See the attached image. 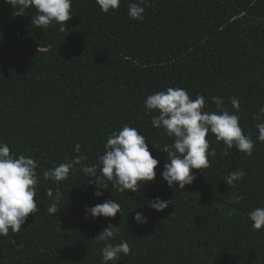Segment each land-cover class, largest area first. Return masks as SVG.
Instances as JSON below:
<instances>
[{"label": "trees", "instance_id": "trees-1", "mask_svg": "<svg viewBox=\"0 0 264 264\" xmlns=\"http://www.w3.org/2000/svg\"><path fill=\"white\" fill-rule=\"evenodd\" d=\"M132 2L104 13L96 0H72L61 31L56 23L36 27L34 8L18 15L0 0V142L37 161L39 177V211L20 232L0 236V264H104V244L95 237L109 224L118 227L112 243L126 240L131 248L117 264H264V227L254 230L248 217L264 207V142L256 128L264 120L254 119L264 107V0H149L142 21L129 18ZM169 87L186 89L193 100L203 95V111H218L217 96L235 112L230 98L237 97L252 155L226 149L209 133L216 156L209 168L192 170L196 179L183 190L153 180L119 192L106 181L103 196H94L82 168L98 165L95 147L125 124L146 137L161 174L167 154L159 148L173 141L151 125L158 111L144 102ZM76 156L85 159L66 180L44 178ZM238 168L246 175L228 187L225 177ZM48 189L62 193L56 214L47 212ZM233 196L243 199L234 204ZM156 197L171 204L156 211L149 206ZM106 199L121 213L85 216L86 207ZM136 212L148 222L137 223ZM60 218L70 221L69 231L57 229Z\"/></svg>", "mask_w": 264, "mask_h": 264}, {"label": "clouds", "instance_id": "clouds-1", "mask_svg": "<svg viewBox=\"0 0 264 264\" xmlns=\"http://www.w3.org/2000/svg\"><path fill=\"white\" fill-rule=\"evenodd\" d=\"M16 10L18 15H23L29 8L36 10L32 16V23L39 28H47L52 23L60 25V30H65V22L72 17V0H6ZM149 0H134L129 4L128 16L132 20L144 19L145 5ZM104 13L118 9L121 0H96ZM218 111H203L206 100L203 95L190 99L186 89L169 87L166 91H158L146 97L144 107L157 110L158 115L151 119V125L163 129L165 134L172 138L171 144H164L161 149L166 156L161 177L167 185L178 190H183L185 185L193 183L196 175L193 169L204 170L210 167L209 157L216 156V150L209 151L210 143L207 139L209 133L214 134L217 141H222L226 149L235 147L239 153L251 156L254 142L251 134H245L240 126V117L236 113L240 109L237 97L230 98L232 107L236 110L230 112L225 109L222 97H211ZM254 119L264 120V107L259 109V114ZM257 139L264 142V123H257ZM146 137L134 127L125 124L119 131H113L107 137L104 153L98 158V165L84 166L82 171L92 179L89 183L96 185L93 195L102 197L100 189H108L106 181L119 192L131 190L136 192L141 184L153 181L157 175L155 169L159 163L154 158L146 143ZM81 146L75 145L74 151L79 153ZM226 155L228 152L226 151ZM85 158L76 156L43 172L44 178L53 181L66 180L70 171L75 170ZM38 162L31 156L23 154L17 156L10 154L7 143L0 142V236H6L11 230L18 233L26 223L29 214H35L38 209L37 195ZM99 172V174H98ZM246 175L245 171L237 169L230 171L224 181L228 187H233ZM46 195L52 200L47 208L49 214L59 211L58 205L62 193L57 189L55 194L48 189ZM243 197L233 196L231 202L238 204ZM171 200H162L159 197L149 201V206L156 211L165 210ZM121 213V206L114 199H106L103 203L85 208V216L92 218L116 217ZM249 220L254 230L264 227V207H256L249 211ZM134 219L137 223L146 224L148 218L142 212H136ZM118 227L109 224L95 237L98 242H103L101 248L104 264H117V261L127 257L131 248L126 240L112 243L117 235Z\"/></svg>", "mask_w": 264, "mask_h": 264}, {"label": "rangeland", "instance_id": "rangeland-1", "mask_svg": "<svg viewBox=\"0 0 264 264\" xmlns=\"http://www.w3.org/2000/svg\"><path fill=\"white\" fill-rule=\"evenodd\" d=\"M96 153H98L99 155H102L104 153V148L103 147H99V146H96ZM154 181L156 182H160V181H163L165 183H167L166 181H164L161 177V174H157ZM57 229L60 231V232H67L69 231L70 229V221L66 218H60L58 221H57Z\"/></svg>", "mask_w": 264, "mask_h": 264}]
</instances>
